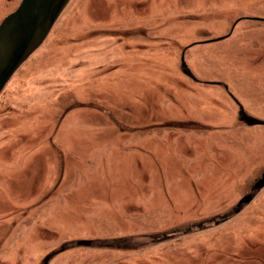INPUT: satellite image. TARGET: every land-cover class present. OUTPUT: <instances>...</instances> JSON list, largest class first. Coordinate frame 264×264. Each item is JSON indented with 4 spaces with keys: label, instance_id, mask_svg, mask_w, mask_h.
Masks as SVG:
<instances>
[{
    "label": "rangeland",
    "instance_id": "obj_1",
    "mask_svg": "<svg viewBox=\"0 0 264 264\" xmlns=\"http://www.w3.org/2000/svg\"><path fill=\"white\" fill-rule=\"evenodd\" d=\"M236 100L264 121V0H70L0 93V264H264Z\"/></svg>",
    "mask_w": 264,
    "mask_h": 264
},
{
    "label": "water",
    "instance_id": "obj_2",
    "mask_svg": "<svg viewBox=\"0 0 264 264\" xmlns=\"http://www.w3.org/2000/svg\"><path fill=\"white\" fill-rule=\"evenodd\" d=\"M69 2L70 0H22L19 6L1 21L0 93L19 67L45 41L60 14ZM185 50H183L181 56L183 72L195 81H199L186 63ZM212 83L221 84V82ZM223 85L226 90L229 89L228 85ZM237 103L240 109V120L248 125H264L263 120L248 115L244 110L243 105L238 101ZM263 187L264 173L262 177L254 183L252 189L253 192H257ZM253 197L254 194L252 193L243 196L237 204L235 213H238L243 205L248 204ZM77 244L92 245V241L81 240L78 241Z\"/></svg>",
    "mask_w": 264,
    "mask_h": 264
}]
</instances>
